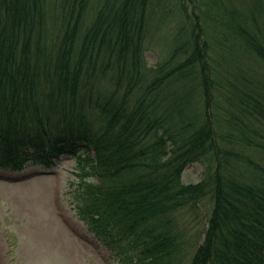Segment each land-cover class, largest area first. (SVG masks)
I'll return each instance as SVG.
<instances>
[{
    "label": "trees",
    "instance_id": "obj_1",
    "mask_svg": "<svg viewBox=\"0 0 264 264\" xmlns=\"http://www.w3.org/2000/svg\"><path fill=\"white\" fill-rule=\"evenodd\" d=\"M191 2H175L170 57L149 66L150 0H0V168L72 157L75 215L117 264H264V93L229 78L220 105L207 52L230 41L264 64V0ZM194 162L200 179L181 182ZM208 193L191 252L178 212Z\"/></svg>",
    "mask_w": 264,
    "mask_h": 264
},
{
    "label": "rangeland",
    "instance_id": "obj_2",
    "mask_svg": "<svg viewBox=\"0 0 264 264\" xmlns=\"http://www.w3.org/2000/svg\"><path fill=\"white\" fill-rule=\"evenodd\" d=\"M150 1L152 32L144 53L149 66L170 57L167 39L176 32L181 21L175 4L178 0ZM224 1L228 4L231 0ZM239 2L233 0L237 5ZM184 3L189 12L197 10L191 0H184ZM91 15V12L86 15L85 24L90 22ZM205 27L210 30L211 24L206 23ZM261 29L264 33V26ZM221 44L222 48L213 38L209 39L207 50L212 58L217 59L215 62L211 60L210 64L216 78L222 83L212 89L214 100L220 105L225 104L226 95L230 93L228 88L232 87L229 78L248 94H255L256 91L264 93L263 62L243 50L242 46L224 40H221ZM233 50L236 55L232 53ZM185 86L186 90L192 86L198 88L190 81ZM171 91L175 94L183 92L182 89ZM199 92L200 89L191 91L194 104ZM211 104V109L222 110L219 104ZM143 141L147 144L151 138ZM240 147L242 145L236 146L238 150ZM244 150V155L262 162L261 155L255 149L246 146ZM73 163L72 157L62 155L48 169L32 165L21 171L0 168V264H117L112 251L98 241L75 215L69 187ZM203 168L200 162L188 165L182 171L181 182L198 181ZM211 202V194L208 193L199 200L197 208H184L178 212L179 222L186 228L188 245L192 243L191 252L195 244L202 240Z\"/></svg>",
    "mask_w": 264,
    "mask_h": 264
}]
</instances>
